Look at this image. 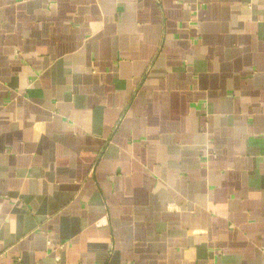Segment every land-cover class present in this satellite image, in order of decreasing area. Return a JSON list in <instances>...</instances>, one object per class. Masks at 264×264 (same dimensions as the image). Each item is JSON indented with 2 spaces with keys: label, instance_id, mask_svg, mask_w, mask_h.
Masks as SVG:
<instances>
[{
  "label": "crops",
  "instance_id": "obj_1",
  "mask_svg": "<svg viewBox=\"0 0 264 264\" xmlns=\"http://www.w3.org/2000/svg\"><path fill=\"white\" fill-rule=\"evenodd\" d=\"M0 264H264V0H0Z\"/></svg>",
  "mask_w": 264,
  "mask_h": 264
},
{
  "label": "built area",
  "instance_id": "obj_2",
  "mask_svg": "<svg viewBox=\"0 0 264 264\" xmlns=\"http://www.w3.org/2000/svg\"><path fill=\"white\" fill-rule=\"evenodd\" d=\"M61 247H62V245H61Z\"/></svg>",
  "mask_w": 264,
  "mask_h": 264
}]
</instances>
